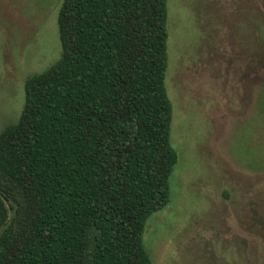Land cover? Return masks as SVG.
<instances>
[{
  "label": "trees",
  "instance_id": "trees-1",
  "mask_svg": "<svg viewBox=\"0 0 264 264\" xmlns=\"http://www.w3.org/2000/svg\"><path fill=\"white\" fill-rule=\"evenodd\" d=\"M166 0H61L59 59L0 131V264H151L176 163Z\"/></svg>",
  "mask_w": 264,
  "mask_h": 264
},
{
  "label": "rangeland",
  "instance_id": "rangeland-1",
  "mask_svg": "<svg viewBox=\"0 0 264 264\" xmlns=\"http://www.w3.org/2000/svg\"><path fill=\"white\" fill-rule=\"evenodd\" d=\"M61 0H0V131L60 56ZM177 159L145 222L151 264H264V0H166Z\"/></svg>",
  "mask_w": 264,
  "mask_h": 264
}]
</instances>
